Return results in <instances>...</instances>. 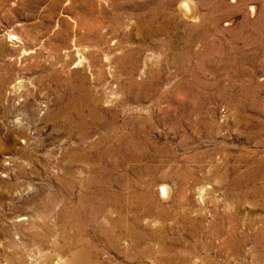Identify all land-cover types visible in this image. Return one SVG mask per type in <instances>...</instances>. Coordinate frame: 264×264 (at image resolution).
Instances as JSON below:
<instances>
[{
    "label": "rangeland",
    "instance_id": "374dc122",
    "mask_svg": "<svg viewBox=\"0 0 264 264\" xmlns=\"http://www.w3.org/2000/svg\"><path fill=\"white\" fill-rule=\"evenodd\" d=\"M223 1L0 0V264H264V0Z\"/></svg>",
    "mask_w": 264,
    "mask_h": 264
},
{
    "label": "bare ground",
    "instance_id": "6f19581e",
    "mask_svg": "<svg viewBox=\"0 0 264 264\" xmlns=\"http://www.w3.org/2000/svg\"><path fill=\"white\" fill-rule=\"evenodd\" d=\"M223 1V0H222ZM224 2V1H223ZM226 5V4H225ZM219 6V5H218ZM230 6V5H229ZM223 7V6H222ZM225 7V6H224ZM216 8V7H215ZM226 8H228L227 6H226ZM211 9V8H210ZM214 10V9H213ZM223 10V9H222ZM210 11V10H209ZM213 12V11H212ZM209 16V15H208ZM205 17H206V15H205ZM207 18V17H206ZM218 18V17H217ZM217 18H215V19H217ZM212 19V18H211ZM220 22V21H219ZM78 107H79V105L77 104V103H75V102H71V103H69L68 105H66V106H63V108H62V113L63 114H66L67 113V108H68V110H77L78 109ZM132 140H134V139H132ZM134 145V147L136 146V145H138V143L137 142H135V144H133ZM97 158V157H96ZM91 160V159H90ZM96 162V161H95ZM96 164V163H95ZM105 165V164H104ZM103 165V166H104ZM90 167V166H89ZM95 167H96V165H95ZM94 168V167H93ZM100 169V168H99ZM111 169V168H110ZM94 170V169H93ZM96 174V173H95ZM97 175H99V176H101V177H103V176H106L107 175V173H104L103 171H97ZM112 178V177H111ZM104 181V180H103ZM103 181H98L97 180V185L98 186H100V188H104V190H108L107 188L110 186V184H111V182L112 181H114V180H112V179H110V181L109 182H107V183H103V184H100L101 182H103ZM118 181V180H117ZM162 190H164L165 191V188H164V186H163V188H162ZM101 193H97V194H94L93 196H94V199L95 198H97L98 197V195H100ZM92 195V194H91ZM145 196H148V194L146 193V194H144ZM166 195V194H165ZM150 196V195H149ZM152 196V195H151ZM110 197V198H109ZM109 197H106V203H107V201L109 202V204L111 205V206H115L116 207V204L114 203V202H122V200H121V196H120V194H109ZM92 198V197H91ZM92 200V199H91ZM82 202H84V201H82ZM94 202L96 203V204H101L100 202H99V199H95L94 200ZM154 201H153V199L150 197V201L148 202L149 204L150 203H153ZM85 204V203H84ZM80 205V204H79ZM94 205V204H93ZM102 205V204H101ZM89 206V205H88ZM109 206V205H108ZM143 207V206H142ZM100 208V207H99ZM98 208V209H99ZM103 208V207H102ZM105 209V208H104ZM124 208H120V209H118V211H120V210H123ZM145 209V208H144ZM112 210V209H111ZM98 211V210H97ZM110 211V210H109ZM151 211V210H150ZM95 213H98V212H94L93 213V216H95ZM101 214V213H100ZM98 215V214H97ZM109 218V217H108ZM79 219V218H78ZM88 219V218H87ZM76 224V223H75ZM231 227V226H230ZM228 235V234H227ZM263 238H264V234H263ZM230 240V239H229ZM84 248V247H83ZM70 263L71 264H95V262H92V261H90L89 259H88V257L86 256V253L84 252V251H82L81 249L80 250H78V251H76L73 255H72V257H70Z\"/></svg>",
    "mask_w": 264,
    "mask_h": 264
}]
</instances>
